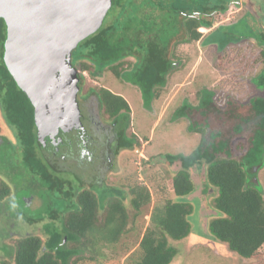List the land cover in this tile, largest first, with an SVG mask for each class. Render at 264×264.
<instances>
[{
  "label": "trees",
  "instance_id": "16d2710c",
  "mask_svg": "<svg viewBox=\"0 0 264 264\" xmlns=\"http://www.w3.org/2000/svg\"><path fill=\"white\" fill-rule=\"evenodd\" d=\"M132 1L135 4L134 0H112V8L103 22L117 8L119 12L79 43L77 48L81 46V51L75 56L99 66L117 62L110 68L113 75L138 87L145 101H150L158 98L159 89L173 69V50L178 45L198 41L201 37L198 28L209 21L200 23L192 19L181 25L177 9L165 6L166 14L162 19L153 11L142 15L138 4L132 7ZM141 3L149 8L155 6L153 0ZM5 39V24L0 19L1 112L17 131L22 144L21 156L27 167L42 180L56 184L57 179L51 177L34 152L38 146L34 109L5 66ZM74 51L73 66L74 61L79 60L74 58ZM128 56L136 58V64L133 69L132 64L128 70L122 69L126 62L124 57ZM86 62L78 66L83 71H91ZM256 83L264 88V75H259ZM95 96L105 114L122 120L116 127L115 153L133 150L138 142L135 144V138L126 135L130 116L128 102L106 88L96 90ZM199 101L197 106L186 104L177 110L179 116L190 121L200 141L187 156H166L169 167L178 165L165 184L173 200L151 212V226L138 243L139 256L135 264L172 262L176 251L168 240H180L190 233L187 217L193 208L185 198L194 189L192 173L199 174L200 170H205V181L212 189V196L216 193L212 209L217 216L207 223L209 236L241 259L264 264V196L255 177L256 169L264 165V98L253 99L245 106L228 99L222 109L214 101L212 92L203 90ZM96 190L98 196L88 188H81L73 196L70 189L66 190V213H53L55 227L46 228L47 239L32 236L17 241L8 258L0 260V264H78L101 258L102 249L117 243L131 230L129 224L151 202V196L147 188L138 185H131L125 191L109 187Z\"/></svg>",
  "mask_w": 264,
  "mask_h": 264
},
{
  "label": "rangeland",
  "instance_id": "374dc122",
  "mask_svg": "<svg viewBox=\"0 0 264 264\" xmlns=\"http://www.w3.org/2000/svg\"><path fill=\"white\" fill-rule=\"evenodd\" d=\"M209 3L213 4V0H209ZM131 4L135 6L133 1ZM226 4L228 7L225 12L213 15L209 29H200L201 37L198 41L178 45L173 50L171 60L174 67L166 77L165 85L159 89L157 99L145 101L138 88L125 82L123 84L107 69L94 75L88 74V71L81 74L84 90L88 87L99 89L102 86L128 101L130 116L126 135L134 137L135 144L138 142L133 150L119 152L122 158L115 161V172L105 177V169H99L94 175H85L84 181L87 185L94 180L103 182L101 189L109 187L125 191L131 185L145 187L150 192L151 202L140 210L133 222L130 221L129 232L117 243L102 249L101 258L78 264H135L139 256L138 243L145 230L151 226V212L163 206L166 201L173 200L165 184L170 174L177 171L178 165L169 167L165 161L166 156H187L200 141V136L192 131L190 121L177 114L181 106H197L203 90L212 92L214 101L222 109L228 99L245 106L254 98H264V89L261 86L260 89L256 88L254 79L264 68V56L261 55L263 47L250 39L238 41L234 38L226 44L220 43L224 36L230 34L227 30L240 20L243 12L238 11L233 3H227V0ZM138 8L143 15L145 10L142 4ZM117 13H110L104 25ZM80 51L81 46L74 51V56ZM134 61V58L126 60L122 69L128 70ZM204 172L200 170L199 174L193 172L191 175L196 189L185 198L193 208L192 214L187 217L191 230L185 238L168 240L169 246L176 251L170 264H252L251 260H243L228 251L226 246L218 244L207 233V223L217 213L212 209L216 193L212 196ZM255 177L264 196V165L256 169ZM89 189L99 195L97 188ZM127 209L131 214V209ZM7 243L13 244V241Z\"/></svg>",
  "mask_w": 264,
  "mask_h": 264
},
{
  "label": "flooded vegetation",
  "instance_id": "af4514ba",
  "mask_svg": "<svg viewBox=\"0 0 264 264\" xmlns=\"http://www.w3.org/2000/svg\"><path fill=\"white\" fill-rule=\"evenodd\" d=\"M142 1L146 0H134L135 4L140 6L142 4L145 12L153 11V14L160 19L166 14L165 6L168 9H177L176 16L181 25L192 19L200 23L209 21L207 25H200L198 31L209 29L213 15L225 12L228 7L226 0L223 2L213 0V4H210L209 0H153L155 6L152 8L145 6L146 4L141 3ZM227 3H233L238 11L243 12L240 20L227 30L230 34L224 36L221 41L219 39L220 43L226 44L234 38L238 41L250 39L263 47L261 55L264 56V0H227ZM117 9L119 12V8ZM157 22L162 24L160 21ZM183 32L184 28L181 32L184 39ZM130 58L134 57H124V61ZM134 59L135 61L131 63L132 69L136 64V58ZM82 61L86 62L84 59L74 61V68L78 71L79 77L77 103L81 127L69 131L58 128L55 134H49L40 141L35 127L38 146L34 152L45 164L51 177L57 179L56 184L42 180L38 173L32 172L27 167L28 164L21 156L22 144L17 131L0 109V260L8 258L19 240L32 236L47 239L46 228L55 227L53 213L60 215L66 213V190L70 189L73 196L81 188H85L84 186L88 189L91 187L99 189L103 185V182L100 183L98 180L87 185L83 179L85 175L90 176L89 173L94 175L99 169H105V177L115 172V161L119 158V153L116 154L114 151L118 141L116 127L122 120L104 113L95 96V91L98 90L96 87L83 89L84 78L82 79L81 74L87 71L81 70L78 66ZM86 63L90 64L91 71H88L90 75L98 74L103 69L111 72L110 68L117 64L114 62L99 66L90 61ZM111 74L113 75L112 72ZM261 74L264 75V68L259 75ZM259 75L254 78L255 87L258 89L260 86H257L256 79ZM117 79H120L123 84L125 82L132 85L123 78ZM100 88L102 86H99ZM135 88L138 87L135 86ZM72 177L75 182L71 181ZM73 185L76 188H72ZM71 201H74V197ZM8 241H13V244L7 243Z\"/></svg>",
  "mask_w": 264,
  "mask_h": 264
},
{
  "label": "water",
  "instance_id": "95a60500",
  "mask_svg": "<svg viewBox=\"0 0 264 264\" xmlns=\"http://www.w3.org/2000/svg\"><path fill=\"white\" fill-rule=\"evenodd\" d=\"M111 4L112 0H0L6 29L3 61L34 109L39 141L58 128L81 127L79 77L71 55L98 31ZM192 182L188 196L196 189Z\"/></svg>",
  "mask_w": 264,
  "mask_h": 264
},
{
  "label": "crops",
  "instance_id": "0c3cea01",
  "mask_svg": "<svg viewBox=\"0 0 264 264\" xmlns=\"http://www.w3.org/2000/svg\"><path fill=\"white\" fill-rule=\"evenodd\" d=\"M109 90V89H108ZM109 91H111V90H109ZM112 93H114V94H116L115 92H113V91H111ZM116 95H119V94H116ZM119 96H121V95H119ZM123 97V96H122ZM124 98V97H123ZM125 99V98H124ZM126 100V99H125ZM127 101V100H126ZM128 102V101H127ZM124 151V150H123ZM125 151H127V150H125ZM119 156H120V153H119ZM120 158H122V156L121 157H119L118 158V160L120 159Z\"/></svg>",
  "mask_w": 264,
  "mask_h": 264
}]
</instances>
